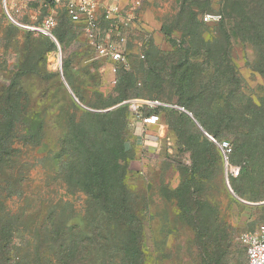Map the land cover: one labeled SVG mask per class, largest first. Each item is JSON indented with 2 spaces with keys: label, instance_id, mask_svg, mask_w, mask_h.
Returning <instances> with one entry per match:
<instances>
[{
  "label": "rangeland",
  "instance_id": "obj_1",
  "mask_svg": "<svg viewBox=\"0 0 264 264\" xmlns=\"http://www.w3.org/2000/svg\"><path fill=\"white\" fill-rule=\"evenodd\" d=\"M192 1L120 0L131 57L115 72L44 0H6L20 26L0 7V264H246V238L264 224V207L252 206L264 203V120L259 140L235 142L226 131L214 139L196 115L224 110L223 98L229 111L254 112L264 79L257 52L236 41L225 57L237 82L225 86L226 66L205 57L225 49L219 23L203 20L219 15L221 0L197 17L204 26L195 37L183 38L181 27L169 33ZM34 28L55 29L61 44ZM88 57L96 64L85 65ZM198 87L222 100L211 107ZM149 101L177 111L145 126L138 114ZM89 169L106 177L113 197L125 190L140 240L85 195Z\"/></svg>",
  "mask_w": 264,
  "mask_h": 264
},
{
  "label": "trees",
  "instance_id": "obj_2",
  "mask_svg": "<svg viewBox=\"0 0 264 264\" xmlns=\"http://www.w3.org/2000/svg\"><path fill=\"white\" fill-rule=\"evenodd\" d=\"M44 4L45 8L56 11L58 20H63L65 23L74 25L75 27L80 29L81 32V25L75 24L70 20L63 5H54L49 0H44ZM211 10L212 7L209 0H196L188 4H186L185 2L179 9L180 14L184 11L187 12L184 22H182L181 16H179V14L168 25L169 33L172 31V29L181 27L183 38L195 37L198 34V31L202 30L204 26L197 20V17L205 13H210ZM217 12L219 13L218 16H220V20L215 22L219 23V31L225 39V49L223 51L221 50V53L217 57H213L209 50H205L204 55H206L205 57L208 58V62L211 63L215 62V60L213 59L219 57L221 60L220 62L226 66L225 68L227 71L222 69L219 72L221 74L224 85L228 86L233 83V81L237 82L235 78L236 76H238L237 70L235 67L230 68L228 66L225 57L226 48L230 46L232 41H236L243 46H249L257 52L258 66L256 67V69L259 75L264 79V0H221ZM229 20L232 24L231 29L230 31H226L223 28V23ZM164 28L165 26L162 25L160 31L163 32ZM54 30L51 31V34L53 35L55 40L58 41L57 43L61 44V35L58 31ZM168 42L172 45L173 48H176L174 40H168ZM127 53V56L131 57L128 51ZM140 55L142 54H135L138 59H140ZM133 59H135V57ZM85 62V65L96 64V61H91L89 57ZM188 73L189 76L186 79L188 83L187 88L195 90L196 84L192 81V78L195 76H193L194 74H192V71H188ZM201 75H205V71H201ZM198 88L199 91L197 89L196 93L197 97L201 99L208 98V100H210L211 107L215 106L218 100H222L221 97H218L221 95H218L217 97H210V94L203 93L204 90L202 87ZM259 89L260 92H262V95H257L256 97L258 100V105L253 106L255 109L254 112L244 114L229 111V105L228 103H226L227 98H223L222 102L225 107L224 110H219L214 115L212 113L200 111L196 115V118L198 119L202 128L207 131L214 139L218 138L220 134L225 131L228 135H232L235 138V142H237V140L241 137L252 140L257 139L260 136V124H262V120H264V87H259ZM73 92L75 93L77 99L81 101L78 96V92L76 93L74 89ZM232 92V90L228 91V95H231ZM187 101H189V99H187ZM187 101L182 100L181 102L182 104L189 103ZM126 106L127 105L125 103H121L115 108V112L122 110ZM162 110L170 112L177 111L172 107L159 106L156 108H151L149 112L144 111V116H149L151 114L159 115L158 113ZM258 140L255 143H258ZM260 142L264 143V141ZM91 170H88L89 172L80 182L84 189L83 192L85 193V195L90 199L92 203H95L96 205H99V207H101V209L105 212V216L107 217L108 222L115 221L122 223L123 225L130 223V239L136 242L140 240V227L139 229L137 228L136 231L132 229V226L136 224V218L131 208L128 207L125 190H122L119 196L113 197L112 193L110 192L111 186L107 183L106 177H102L101 174H98L97 176L96 174H91ZM252 206L255 208H262L264 207V204ZM7 240H9V238H7ZM135 253L137 254V256H140L142 258L143 253L141 251L135 250Z\"/></svg>",
  "mask_w": 264,
  "mask_h": 264
},
{
  "label": "built area",
  "instance_id": "obj_3",
  "mask_svg": "<svg viewBox=\"0 0 264 264\" xmlns=\"http://www.w3.org/2000/svg\"><path fill=\"white\" fill-rule=\"evenodd\" d=\"M49 1L54 5H63L70 20L81 25V33L96 54L95 59L103 58L109 62L114 72L119 66H127L125 60V56L128 54L125 47L127 35L123 30L128 24L121 18L124 8L121 6L120 0ZM0 7L5 11L8 18L12 19L6 8V0H0ZM100 10L101 14H99ZM203 20L205 22L219 21L220 16L207 15ZM53 23V18L49 17L46 22V29L53 26ZM34 29L48 32L46 29ZM105 33L107 38L103 40L101 37H104ZM140 58H143V55H140ZM129 102L135 105L139 103L137 101H128L127 103ZM143 103L149 108L159 106L174 108L155 101ZM138 115L145 126L155 125L159 121V117L154 114L143 117L140 114ZM246 258L247 264H264V224L259 225L256 231L246 238Z\"/></svg>",
  "mask_w": 264,
  "mask_h": 264
},
{
  "label": "water",
  "instance_id": "obj_4",
  "mask_svg": "<svg viewBox=\"0 0 264 264\" xmlns=\"http://www.w3.org/2000/svg\"><path fill=\"white\" fill-rule=\"evenodd\" d=\"M14 24H17L18 25V23L17 22H15L13 19H10ZM24 27V26H23ZM26 28V27H25ZM34 30H37V31H40V30H38V29H34ZM44 35H46V36H49L54 42H55V44L58 46V43H57V41L55 40V38L50 34V33H48V32H43V31H41ZM264 203H261V204H259V205H263Z\"/></svg>",
  "mask_w": 264,
  "mask_h": 264
},
{
  "label": "crops",
  "instance_id": "obj_5",
  "mask_svg": "<svg viewBox=\"0 0 264 264\" xmlns=\"http://www.w3.org/2000/svg\"><path fill=\"white\" fill-rule=\"evenodd\" d=\"M18 26H19V24H18ZM246 264H247V258H246Z\"/></svg>",
  "mask_w": 264,
  "mask_h": 264
}]
</instances>
